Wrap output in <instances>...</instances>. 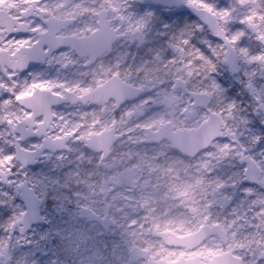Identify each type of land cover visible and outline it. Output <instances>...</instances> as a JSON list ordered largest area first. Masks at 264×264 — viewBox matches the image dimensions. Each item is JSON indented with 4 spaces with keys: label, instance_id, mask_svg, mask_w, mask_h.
Wrapping results in <instances>:
<instances>
[{
    "label": "snow or ice",
    "instance_id": "obj_1",
    "mask_svg": "<svg viewBox=\"0 0 264 264\" xmlns=\"http://www.w3.org/2000/svg\"><path fill=\"white\" fill-rule=\"evenodd\" d=\"M249 3L255 6L237 20L236 5ZM182 7L198 16L195 25L173 29L158 16ZM217 8L206 0H140L138 15L118 0H13L8 20L0 17V182L9 189H0V232L6 233L0 242L11 244L15 236L19 247H27L22 264H61L65 230L54 214L71 215L67 205L73 197L80 214L103 217L105 226L118 227L128 243L140 245L134 254L145 256L146 264H264V160L244 154L248 149L230 123L237 120L236 101L216 78L221 64L235 77L243 60L260 65L264 79V6L236 0ZM233 21L243 27L233 31ZM154 22L161 25L160 41L146 40ZM245 28L256 34L257 54L240 46ZM204 31L217 43L197 36ZM121 39L136 43L138 51L148 45L139 62L132 55L129 63L126 52L108 63L99 60ZM36 65H56L57 73L49 76ZM245 75V87L259 105L254 113L264 125V85H257L255 72ZM61 103L76 110L66 116L56 110ZM251 142L264 144V134ZM118 143L136 147L123 152ZM147 143L157 145L151 154L138 148ZM72 144L94 153L88 159L97 161L95 171L83 177L66 173L64 184L29 176V166L42 155L62 163L65 152H80ZM172 149L199 159L186 163L168 156ZM229 158L243 167L227 179L211 176ZM100 168L112 174L93 183ZM73 179L87 187L86 194L64 191ZM241 186L244 199L229 210L234 193L226 190ZM49 195L56 202L50 211Z\"/></svg>",
    "mask_w": 264,
    "mask_h": 264
},
{
    "label": "rangeland",
    "instance_id": "obj_2",
    "mask_svg": "<svg viewBox=\"0 0 264 264\" xmlns=\"http://www.w3.org/2000/svg\"><path fill=\"white\" fill-rule=\"evenodd\" d=\"M207 3L210 4H216L218 5L217 10L220 8L228 7L230 4H236V0H206ZM118 3L123 4L124 8L127 9L128 13L136 12L138 15L140 13V7H137L133 0H127V3H124V0H118ZM258 3L261 6H264V3H262L261 0H258ZM252 3H249L246 7H239L237 4V10L233 13V15L237 18H242L244 15L249 14V10L254 7ZM158 16H160L162 19L166 20L169 23H172L173 29H178L181 26L187 24L189 26L195 25L198 21L194 19L190 14H175L173 11H163L158 12ZM229 28H231L233 31H236L240 29L241 25H239L236 21L231 22L228 25ZM161 28V25L159 22H154L151 26L150 31L147 33L146 40H152L155 38L157 41H160V37L156 36V31ZM247 32V35L242 39L241 47L248 48L252 54H257L260 51L259 46L253 47L251 49V46H248V43L255 41L256 44L259 45V41L256 39V34L252 32L250 29L245 28L244 29ZM169 31H172L170 29ZM197 36L201 38H207L209 40L213 41V44L217 43L212 36L208 33V31L204 32H197ZM253 39V40H252ZM250 45V44H249ZM148 45L145 44L144 46H139L138 51V45L132 41H126L124 39L118 41V43L114 47V51L112 52V56L114 57L118 52H126L129 54V63H131V56L136 55L137 56V62H139V58L144 55V50ZM239 64L241 66L240 73L236 75L235 77L230 75L229 72L226 70V67L221 64L218 67V73L217 79L221 80V82L224 84L227 88L236 87L237 91L240 93L241 96L246 95L247 99L244 104H241L239 101H236V104L240 105L241 108H238L237 112V120L231 121L230 123L233 125V131L236 132L240 144L244 145L245 148L248 149L247 152H245V155H251L254 156L257 161L264 160V156H262L260 153L262 150H264V144H252V137L254 135H260L264 134V125H260L258 123V117L254 113V109L259 107L258 104L253 100L252 96L250 95L249 91L246 89L245 85L250 79V77L245 75V72L248 73H256V83L257 85H264V79L261 78L260 75V65L257 63L247 64L244 63L243 60H239ZM51 73V72H50ZM53 75H56L55 73H52ZM63 76V75H62ZM237 80L240 82L237 83ZM243 93V94H241ZM241 99V98H240ZM76 108L66 109L61 108L57 110L58 112L64 113L66 116H69L72 112H74ZM85 111H90L88 109H84ZM155 111H159V106H155ZM73 118V117H70ZM249 119L252 120L253 123H249L247 125H244L240 121L242 119ZM5 126L0 125V131H3ZM226 139V138H225ZM229 143H232L231 140L228 141ZM2 143V142H0ZM72 147L80 149V152H66L64 155L67 157L62 163L60 161H57L55 159V156L51 159H45L42 161L36 168H30L29 176L31 177L33 173L39 174L40 178H43V176H47L49 178L59 180L61 184L65 183V176L66 173L72 172H79L80 175L86 176L88 172L95 171V165L97 164V161L95 159H92L91 162L89 161L88 157L94 156L93 153L86 150V148L83 145L78 144H72ZM129 147H136V146H130L128 144H124L122 147L117 144V149L119 151L127 152ZM155 146H147V145H139L138 148L143 151L144 149H147L149 151V154H151V150L153 148H156ZM81 152L85 154L84 159H80ZM168 156H173V153L171 151L168 152ZM199 156L192 159L187 160V162L191 161H198ZM230 162H232L230 164ZM234 162V163H233ZM127 163V162H125ZM215 163V161H214ZM229 165L235 166L233 168L228 167ZM243 165L240 164V162L234 158H229L227 160H224L215 171L211 173V176H219L222 178L227 179V177L233 173L238 172ZM220 171V172H218ZM111 175L112 169L109 168H100L98 170V174L95 175L92 180L93 183H95L97 180H102L104 175ZM184 176V175H183ZM12 179H15L13 177ZM143 180H141V183ZM245 185L246 182H245ZM248 186V185H247ZM242 187H238L236 189L228 188L226 191L230 193H234V199L232 204L230 205L229 210L231 207H236L240 201L244 199V193L242 191ZM0 189H2L4 192L9 191L7 185L0 182ZM50 193L52 192L51 187L49 188ZM64 191L67 192L69 196H71L72 192H80L82 194H86L88 189L83 184H77L75 180L73 179L71 182V188L70 189H64ZM261 191H264V189H261ZM0 199H4L3 196H0ZM55 201L52 199V196L49 195L48 201L46 202V205L48 207V210L50 211L52 208L55 207ZM75 197L72 198L71 203L67 205L69 211L72 213L69 215L67 212L61 217L59 215H55V220L59 223V226L64 229V239L60 244L59 247V259L61 261V264H92L93 261H95V264H126V262L129 261L128 259V251L129 248L133 245L128 243L129 238L126 237L122 231L115 226L109 233H105L102 228L99 226H96L95 224H88L86 221H83L79 219V209L75 207ZM248 205H244V210H247ZM251 215V213H249ZM3 220L0 219V223H2ZM247 231H254V229H247ZM77 234H83V238L80 237V235ZM6 236V233L0 232V237ZM153 241H158L159 239L154 238L153 236L150 237ZM140 246V245H138ZM167 247V246H166ZM21 249V252L19 253L16 249ZM15 254H18L15 255ZM28 255V249L27 247L21 248L19 247L16 237L14 236L12 238V243L9 244L8 240L5 239L2 242H0V264H9V261L15 258L18 262V264H22L23 259ZM37 257H39V253H37ZM137 264H146V259L140 260Z\"/></svg>",
    "mask_w": 264,
    "mask_h": 264
},
{
    "label": "flooded vegetation",
    "instance_id": "obj_3",
    "mask_svg": "<svg viewBox=\"0 0 264 264\" xmlns=\"http://www.w3.org/2000/svg\"><path fill=\"white\" fill-rule=\"evenodd\" d=\"M12 3H13V0H0V17H3V19L5 21H7L8 18H9V15H10V5H12ZM135 5L137 7H140L139 4H135ZM16 14L17 13H16L15 7H11V15L12 16H15ZM13 22H15V21H13ZM5 35H7V33H5ZM112 55H113L112 52L111 53H108V54H105L104 56L100 57L99 60H102L104 63H108L110 60L113 59V56ZM57 67L58 66H56V65H53L51 67H49L47 65H36V69L37 70H42V71H44L49 76H55L52 73H55V74L57 73ZM67 75H69V73H67V72L63 73V76H67ZM63 76H62V78H63ZM55 107H56V110H59L61 108H66V109H68V108L69 109L76 108L75 106L70 105V104H66V103H62V104L57 105ZM94 107H96V106L95 105H92V106L86 107L85 109L91 110ZM37 140L38 139L33 140V142H35ZM69 143L71 144L72 142L69 141ZM91 224H95L96 226H99L100 227V225L98 223H94L93 222Z\"/></svg>",
    "mask_w": 264,
    "mask_h": 264
},
{
    "label": "water",
    "instance_id": "obj_4",
    "mask_svg": "<svg viewBox=\"0 0 264 264\" xmlns=\"http://www.w3.org/2000/svg\"><path fill=\"white\" fill-rule=\"evenodd\" d=\"M135 2L140 3V0H135ZM173 10H174V12H176V13H177V12H190V13L193 14L194 17H196L197 19H199L198 16H197L192 10H190V9H188V8H186V7H182V8H179V9L174 8ZM238 63H239V61H238ZM236 74H237V73H236ZM236 74H235V75H236ZM147 144H154V143H147ZM88 149H89V148H88ZM173 150L178 151V150H176V149H173ZM178 152H179V151H178ZM180 153H181V152H180ZM181 154H182V153H181ZM182 155L185 156V157L191 158V159L195 158V157H192V156H189V155H184V154H182ZM42 157H43V155L41 156V158H42ZM41 158H40V159H41ZM35 165H36V164H35ZM35 165H31V166H35ZM247 182H248V181H247ZM248 183H249V182H248ZM252 185H255V184H252ZM97 215H98V214H97ZM80 217H81V218H86L88 221H95V222H98V223L104 228V230H105L106 232H109V231L111 230V228L115 227L114 225L105 226L104 223H103V217H100V219H97V218L94 217V216H89V215H86V214H80ZM154 237L160 239V237H158V236H154ZM139 247H140V246H138V245H134V246H132V247L129 249V261L133 262V264L139 262L140 260L146 259L145 256H143V255H135V254H134V249H135V248H139Z\"/></svg>",
    "mask_w": 264,
    "mask_h": 264
},
{
    "label": "trees",
    "instance_id": "obj_5",
    "mask_svg": "<svg viewBox=\"0 0 264 264\" xmlns=\"http://www.w3.org/2000/svg\"><path fill=\"white\" fill-rule=\"evenodd\" d=\"M261 1H262V3H264V0H261ZM252 40H253V39H252ZM249 44H250V45H249ZM248 46H249V47L251 46V49H252L253 47H257V46H259V48H261L260 43H259V45H258V44L255 43L254 40H253V42L248 43ZM241 94H243V93H241ZM228 96H229L230 98L234 99L235 101H239L241 104H244V103L246 102V99H247L246 95H244V96H241V95H240V93L237 91V88H236V87H235V88H234V87L229 88ZM240 98H241V99H240ZM237 108L240 109L241 106L237 104ZM170 151H171V150H170ZM171 152L173 153V156L180 157V158H181L182 160H184L185 162L188 160V159H186V158L180 156V155H179L178 153H176V152H173V151H171ZM170 157H172V156H170ZM231 163H232V162H230V164H231ZM233 163H234V162H233ZM181 167H183V165H181ZM228 167L233 168V167H235V166L229 165ZM218 172H220V171H218ZM180 175H181V176L184 175L183 171H181ZM16 249L18 250L19 253L21 252V249H18V248H16ZM15 255L18 256V254H15Z\"/></svg>",
    "mask_w": 264,
    "mask_h": 264
}]
</instances>
